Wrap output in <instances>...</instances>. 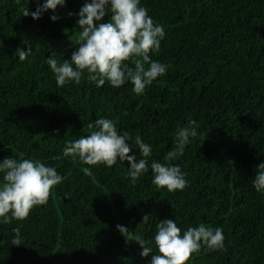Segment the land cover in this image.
Masks as SVG:
<instances>
[{
    "label": "trees",
    "instance_id": "obj_1",
    "mask_svg": "<svg viewBox=\"0 0 264 264\" xmlns=\"http://www.w3.org/2000/svg\"><path fill=\"white\" fill-rule=\"evenodd\" d=\"M45 2L0 0V161L39 160L63 179L26 219L0 222V264H151L164 219L181 235L200 224L223 230L225 250L202 246L186 264H264V192L253 185L264 162V0H140L165 29L151 59L168 66L140 95L131 82L97 87L86 70L79 84L58 87L46 61L54 54L58 64L70 62L79 11L91 0H65L37 20L22 15ZM28 47L26 60L13 57ZM99 118L129 134L137 162L143 157L135 137L151 146L149 170L135 184L127 160L91 166L63 154ZM190 121L197 136L182 156L166 160L178 128ZM153 161L178 165L186 187L154 185ZM145 214L151 219L141 224ZM117 225L128 229L126 237ZM17 227L19 246L12 244ZM137 237L152 241L148 257Z\"/></svg>",
    "mask_w": 264,
    "mask_h": 264
},
{
    "label": "clouds",
    "instance_id": "obj_2",
    "mask_svg": "<svg viewBox=\"0 0 264 264\" xmlns=\"http://www.w3.org/2000/svg\"><path fill=\"white\" fill-rule=\"evenodd\" d=\"M58 5L63 7L65 0H46L43 5L38 4L35 11L22 9V15H31L37 20L48 10L55 12ZM109 12L110 20L103 22ZM78 15L79 47L72 52L70 62L65 59L58 64L54 54L46 61L55 74L58 87L72 81L79 84L86 70L87 80L94 82L97 87H102L106 81L113 88H120L126 82H131L134 93L140 95L144 93L146 86L166 73L168 66L152 60L150 56V53L159 51L165 29L154 23L147 9L140 6V0H91L81 7ZM58 19L56 15L51 16L53 21ZM31 53L30 47L27 51L17 48L13 57L18 56L20 61H24ZM126 61H131L134 67H129ZM195 123L190 121L188 126L178 128L174 148L167 153L166 160L183 155L189 137L197 136V130L193 126ZM88 128L92 130L90 134L81 136L64 147L65 156L73 159L78 157L84 164L91 166L104 164L112 167L118 162V158L121 163L127 160L130 164L128 176L133 184L148 172L149 162L146 158L151 155L152 148L139 135L135 137V145L143 158L137 162L135 155H129L133 148L128 143L129 134L118 133L113 121L99 118L89 123ZM150 166L154 176L152 183L157 187L166 188L169 192L186 187V173L178 165L153 161ZM256 168L258 171L253 185L257 192H264V162ZM83 171L91 174L89 168H84ZM0 173H3V183H0V222L4 224H10L12 220L22 221L35 206L47 204L52 188L63 179L54 167L46 166L39 160H17L11 157L0 161ZM150 219V214L143 215L141 224L148 223ZM117 229L125 237L129 232L122 225H117ZM156 229L154 244L158 254H152L151 240L136 238L142 249L140 255L148 257L152 254L151 264H186L202 246H206L208 250H225V237L220 227L200 224L198 227H189L181 235V229L175 221L164 219L160 220ZM12 231L15 234L12 244L21 245L20 229L17 227Z\"/></svg>",
    "mask_w": 264,
    "mask_h": 264
}]
</instances>
